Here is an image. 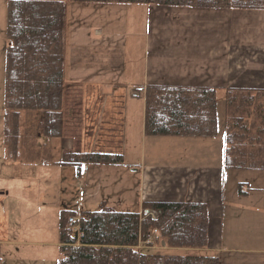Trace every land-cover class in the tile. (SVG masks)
Here are the masks:
<instances>
[{"label":"crops","instance_id":"obj_1","mask_svg":"<svg viewBox=\"0 0 264 264\" xmlns=\"http://www.w3.org/2000/svg\"><path fill=\"white\" fill-rule=\"evenodd\" d=\"M70 5L65 15L64 94L65 85L73 94L78 87L109 99L129 91L144 99V89L150 85L206 87L215 90L217 101V134L212 138L146 137L145 103L138 111L126 102L109 106V112L120 110L123 122L119 137L123 164L76 167L73 182L82 193L76 205L90 200L113 209L134 198L141 214L148 204H203L208 218L204 249H168L163 241L156 243L153 231L154 247L147 250H185L216 257L221 264H264V167L224 165L226 95L264 92V10L130 5L131 15L142 16L143 40L128 54L123 36L118 40L109 22L99 19L106 10L101 13L98 8L110 7L93 4L92 13L79 9L69 15ZM133 117L138 118L139 129L128 134L127 119ZM112 129L108 127V132L115 135ZM128 140L137 157L130 163L125 160ZM59 142L38 144L47 145L50 155L56 145L54 154L59 158ZM58 158L35 164L58 166ZM118 172L123 180H117ZM0 194L7 198L6 192ZM35 245L49 246L47 240Z\"/></svg>","mask_w":264,"mask_h":264},{"label":"trees","instance_id":"obj_2","mask_svg":"<svg viewBox=\"0 0 264 264\" xmlns=\"http://www.w3.org/2000/svg\"><path fill=\"white\" fill-rule=\"evenodd\" d=\"M68 3L130 4L194 9L264 10V0H8L6 7L3 146L14 163L51 162L40 138L63 137L65 15ZM138 96L137 93H135ZM146 137L212 138L217 134L216 93L212 88L150 85L144 89ZM224 165L264 167V92L229 91L225 98ZM54 162V160H53ZM58 166L122 165V156L62 154ZM144 209L158 219L116 212L101 204L78 222L73 212L59 220L57 264H221L216 257L147 254L137 249L155 231L168 249L202 250L208 218L203 204L155 203Z\"/></svg>","mask_w":264,"mask_h":264},{"label":"rangeland","instance_id":"obj_3","mask_svg":"<svg viewBox=\"0 0 264 264\" xmlns=\"http://www.w3.org/2000/svg\"><path fill=\"white\" fill-rule=\"evenodd\" d=\"M8 0H0V192H6L7 198L3 199L0 194V264H57L59 260V220L62 212L72 211L76 223L86 213L96 212L99 207L91 201L76 205L79 195L75 188L77 175L76 167L69 166H45L43 164H29L26 162H11L5 159L3 146L4 125V99H5V51L8 45L6 38V7ZM69 15L74 11L86 9L89 13L95 11L90 8L96 3H69ZM74 4V5H73ZM101 5V4H100ZM110 8H98L103 13L109 26L116 30L117 38L123 36L122 45H126L127 53H131V47L142 42L141 22L142 16L130 14V4H102ZM108 5H117L108 6ZM104 6V7H105ZM145 6V5H138ZM95 18H98L96 16ZM108 27V25H107ZM92 89L76 87L75 94L70 93L65 85L63 105V137L59 142V158L54 154L56 142L52 143L53 160H62V154L71 153H96L120 156L122 154V140L119 137L122 131L120 110L109 112L112 104L134 105L138 110L144 108L143 97H134V91L121 92L112 99L104 96L91 95ZM219 99V98H218ZM103 106L106 107L105 111ZM119 110V111H118ZM102 111V112H101ZM135 116L137 113H133ZM103 115V117H102ZM113 117V119L111 118ZM127 133L139 129L138 118L127 119ZM108 127L113 128L111 131ZM50 141L43 138L39 142L50 146ZM62 143V144H61ZM46 145V146H47ZM64 146L66 149L62 151ZM56 149V148H55ZM130 140L127 141L126 162L135 160ZM56 156V157H55ZM128 170L131 168H127ZM123 171V170H121ZM125 171V170H124ZM117 180H123V173L118 172ZM74 181V182H73ZM77 191V192H76ZM79 194V195H78ZM75 200V201H74ZM121 206L113 207L112 210L121 213H137L139 208L133 199L126 201ZM85 211L79 216L75 213ZM143 217V216H142ZM75 233V232H74ZM47 240L48 247L35 245ZM19 243L15 245L14 242ZM28 242L29 244H25ZM147 254L169 256H202L185 250L177 251H145Z\"/></svg>","mask_w":264,"mask_h":264},{"label":"built area","instance_id":"obj_4","mask_svg":"<svg viewBox=\"0 0 264 264\" xmlns=\"http://www.w3.org/2000/svg\"><path fill=\"white\" fill-rule=\"evenodd\" d=\"M143 215H144V219H150V220H153V221L157 220V218L159 216L158 213L155 212V211H144ZM68 222L70 224H74L76 222V219L70 218L68 220ZM75 231L76 232L78 231V226H76ZM153 245H154L153 240H147L145 242H140L138 247H137V249H139V250L140 249H148V248L153 247Z\"/></svg>","mask_w":264,"mask_h":264}]
</instances>
